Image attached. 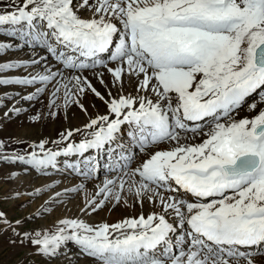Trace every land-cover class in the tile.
<instances>
[{
	"label": "snow or ice",
	"instance_id": "1",
	"mask_svg": "<svg viewBox=\"0 0 264 264\" xmlns=\"http://www.w3.org/2000/svg\"><path fill=\"white\" fill-rule=\"evenodd\" d=\"M0 36L11 38L0 40V55L29 53L0 61V88L22 90L0 92V106L15 101L4 117L41 97L49 116L69 105L87 114L79 99L87 92L106 109L23 153L0 141V163L87 180L104 156L113 161L106 168L123 174L106 177L80 212L127 204V195L157 209L111 224L63 217L19 234L0 211V225L32 255L44 264H73V257L94 264H257L259 257L264 264V107L239 117L250 96H258L250 110L264 104V0H12L0 11ZM15 70L24 74H7ZM41 118L38 111L29 117ZM83 189L80 183L45 203ZM178 232L184 242L174 241Z\"/></svg>",
	"mask_w": 264,
	"mask_h": 264
},
{
	"label": "rangeland",
	"instance_id": "2",
	"mask_svg": "<svg viewBox=\"0 0 264 264\" xmlns=\"http://www.w3.org/2000/svg\"><path fill=\"white\" fill-rule=\"evenodd\" d=\"M8 5L9 4L6 3V0H0V11L5 10ZM5 54L0 55V58L4 57ZM6 87L8 86L0 88V92L10 90ZM12 87L15 88V86ZM11 101L13 100H6L4 105L0 106V141H3L9 149H15L17 152L23 153L25 150H27V145L34 142H39L40 140H46V137L49 141H54L53 139H59L60 134L64 132L63 129H68V126H70L67 120L69 118L72 120L74 119L73 114H68L67 110L71 108V105H69L67 109H59L58 114L55 117L47 115L48 111L50 110L46 107L47 102L45 97H41L39 102H36L32 105H29L26 102H21L20 105H22V107H25L27 104L25 107L27 111H23L16 115H10L9 117H4L3 112L7 111L8 108L12 106ZM259 109L260 106H258L251 115L254 113L257 114ZM37 111L42 114V118L37 121L30 120L29 117ZM51 111H56V109H52ZM62 118H64V123L60 128L62 130L57 131V128L52 130V128L57 125V120L61 121ZM70 128L73 127L71 126ZM18 141L20 143H17ZM53 146L55 145L52 143L47 145L49 148H52ZM137 159L138 157L132 161L130 167H135L137 165ZM20 165L22 166L20 163H0V211L6 214L12 227L16 228L17 234L26 230L31 231L32 229L49 228L51 225H53L54 221L63 217H80L90 224H96L98 221V223L107 222L111 224V221L115 223L120 221V218L123 220L128 217L134 218V216H139L132 207V205L134 206L133 199L135 198L131 195H127L128 206L123 202V200H121L118 205L112 201H109L106 206L97 210L94 214L84 215L80 212V208L84 206L86 197H91L96 192L97 186L100 185L105 179L101 177L116 171H110L108 173L100 172L94 175L92 179L87 180L82 176H78L80 178H76L71 175L68 176L69 174H64L65 176H68V179H71V181L73 179L72 182H74L76 179L80 180V182L84 184V189L74 191L75 193H64V195L67 197V200H63V196H61L57 198L59 200L58 203L53 204L49 202L46 204L45 202L49 201L50 197H53L56 192H63L65 187H63V189L60 191L58 188L56 189L55 184H51L52 187L50 189L45 188L44 191L39 194L28 195V193L33 192L34 189L42 188L44 184L40 182L41 175H29V171L26 173L21 169ZM122 171L123 170H121V172ZM11 172H17L18 174L22 173L24 175V180L21 179L19 180L20 183H18L19 181L15 180L16 176H10ZM49 172L53 174V172ZM16 192L22 193V195L17 197L14 195ZM126 194L127 193H125V195ZM42 207H47L50 210L48 212H43L40 215H34ZM149 207V209L152 208V211L157 210L151 205ZM144 208L146 209V206H143L141 210ZM112 216H115L116 218ZM16 220H21L22 224L17 226L15 224ZM71 251L74 252L75 249L71 248ZM72 259L73 264H94L92 260L83 257L79 260L74 259V257ZM0 264H44V260L38 256L32 255L31 248L26 244L22 245L20 243L19 235L14 236L10 229L6 228L4 225H0ZM52 264H57V262L53 261Z\"/></svg>",
	"mask_w": 264,
	"mask_h": 264
},
{
	"label": "bare ground",
	"instance_id": "3",
	"mask_svg": "<svg viewBox=\"0 0 264 264\" xmlns=\"http://www.w3.org/2000/svg\"><path fill=\"white\" fill-rule=\"evenodd\" d=\"M12 2V0H6V3L7 4H10ZM81 15H84V13H81ZM11 38H8V37H3V36H0V40H3V41H7V40H10ZM27 58H29V53L27 52V50H24V51H17V50H11V51H9V52H6V54L4 55V57H1L0 58V61H3V60H8V59H27ZM96 71H100V72H103L104 71V69L103 68H99V69H97ZM8 75H22V74H24L23 73V71L22 70H15V71H11V72H9V73H7ZM85 75H87L88 77H89V79L91 80V82L93 83V85L97 88V90H99V91H101L102 93H104V92H106V89H105V87L104 86H102L99 82H98V80L94 77V75H93V71L92 70H89V71H87L86 73H85ZM104 79H105V82L107 83V84H111V77H110V75H108V74H105V76H104ZM7 89H10L8 92H9V94L10 95H13L16 91H22L19 87H16L15 86V88L14 87H12V86H8V87H6ZM31 90V89H30ZM126 91H128L129 89H127V87H126V89H125ZM80 102L85 106V108H87V110H88V112H87V114L85 113V112H83V111H81V109L77 106V105H71V108H69V109H67L68 110V114H73V116H74V119L72 120V119H68L67 121L69 122V125L70 126H68V129H75V128H79V127H82L83 126V124L84 123H86L87 122V120H88V118L90 117V116H92V117H94V116H96L97 114H103L105 111H106V109H105V107H104V105H103V103L102 102H100L91 92H87L85 95H83V96H81L80 98ZM253 101H258V96H256V95H253V96H251V97H249V98H247V104H250V103H252ZM13 103H15V101H11V104H13ZM247 104L241 109V111L239 112V117H245V116H248V117H251V116H254V115H256L255 113L253 114V115H251L252 114V112H254V110H250L248 107H247ZM18 106H22V105H18ZM26 106H27V104H26ZM25 106V107H26ZM258 106H260V107H264V104H258ZM24 107V108H25ZM25 113V112H24ZM72 116V117H73ZM22 117V116H21ZM23 118V117H22ZM49 118V117H48ZM57 118V117H56ZM68 118V117H67ZM66 118V119H67ZM64 121V118H62L61 119V121L60 120H57V125L55 126V127H53L52 128V130L53 129H55V128H57V131L59 130V131H61L62 129H60L61 127H62V124L64 123L63 122ZM66 121V122H67ZM84 121H86V122H84ZM62 122V123H61ZM84 122V123H83ZM83 123V124H82ZM73 127V128H70V127ZM65 130H67L66 128H65ZM65 130L63 129V131L65 132ZM56 131V130H55ZM55 133V132H54ZM56 134H57V132H56ZM122 135V137H123V133L121 134ZM81 137L80 136H75L74 137V139L75 140H79ZM123 139H124V141L127 143V137H126V135L123 137ZM46 140H47V137H46ZM53 140H55V139H53ZM56 147V145L55 146H53L52 148H55ZM160 147L161 148H164V147H166V145H160ZM94 154V153H93ZM138 157V162L137 163H139V161H140V159L142 158V156H140V155H138L137 156ZM61 159H63V158H61ZM102 159L103 160H105V161H107V162H109V163H113V161H110V160H108L106 157H102L101 156V158H100V161H99V163H104V162H101L102 161ZM16 164H18V163H16ZM106 165V164H105ZM21 166V165H20ZM24 168H25V166L24 165H22L21 166V169L22 170H24ZM100 168V166L98 167V169ZM106 168V167H105ZM18 172V171H17ZM16 172V173H17ZM51 172H53V174L52 173H50V172H48V174L47 175H41V174H39V175H41V177H40V182L41 183H43L44 185H47V184H55L56 185V189L58 188L60 191L63 189V187H65V188H69V187H74V186H76V185H78V184H80V183H82V182H80V180H78V179H76L74 182H72L73 181V179H72V181H71V179H68V176H70V174L68 175V176H65L64 175V173H58V172H56V171H51ZM105 173L104 171H103V169H102V167H101V170L99 171V172H97V173ZM122 175L123 174V171L121 172H112V173H109L108 175H106V176H102L101 178H112V177H114V176H116V175ZM29 175H32V176H35V175H37V173L35 172V171H32V170H29ZM67 175V174H66ZM28 176V175H27ZM71 176H73V175H71ZM24 175L22 174V173H17V175H16V179L15 180H21V179H23L24 180ZM74 177H76V178H80V177H78V176H74ZM12 178H14V177H12ZM10 179H11V177H10ZM35 180H36V178H35ZM9 181H12V180H9ZM14 181V180H13ZM104 181V180H103ZM102 181V182H103ZM21 182H24V181H21ZM26 182V181H25ZM101 182V183H102ZM18 183H20V181L18 182ZM18 183H16V184H18ZM97 185V184H96ZM64 188V189H65ZM50 189V188H49ZM52 190V189H51ZM50 190V191H51ZM49 191V190H48ZM85 191V190H84ZM13 192V191H12ZM71 193V192H70ZM75 193V192H74ZM77 194V193H76ZM127 195V194H126ZM129 197V196H128ZM133 197V196H132ZM63 200H67V197L65 196V195H63ZM82 199V198H81ZM84 199V198H83ZM128 199V198H127ZM134 200V199H133ZM69 201V200H68ZM73 201V200H72ZM122 204V203H121ZM151 204L150 203H148L147 201H145V203H144V205L143 206H146V209L144 208L143 210H141V208H140V205L139 204H136V203H134V206L132 205V207L134 208V211L136 212V214L138 213V215H140L141 213H143L144 215H147L148 213H150V212H152V208L151 209H149ZM127 206H128V204H127ZM152 206V205H151ZM75 207V206H74ZM66 208V207H65ZM131 208V207H130ZM74 209V208H73ZM120 211V210H119ZM133 211V212H134ZM125 212V211H124ZM129 212H130V210H129ZM122 213V212H121ZM126 213V212H125ZM134 214V213H133ZM133 214H132V216H133ZM101 215V214H100ZM116 215V214H115ZM125 216V215H124ZM112 217H115V216H112ZM111 217V218H112ZM126 217V216H125ZM135 217V216H134ZM137 217V216H136ZM110 218V219H111ZM116 218V217H115ZM123 218V217H122ZM129 218V217H128ZM132 218V217H131ZM120 220H121V218H120ZM117 221V220H116ZM99 222V221H98ZM97 222V223H98ZM96 223V224H97ZM111 223H113L112 221H111ZM95 224V223H94ZM181 232H178V233H176V234H173V239H174V241H175V239L178 237L182 242H184L185 241V239L184 238H181ZM183 246V245H182ZM186 250V249H185ZM173 251L174 252H176V253H178V251H179V249H177V248H173ZM75 259V258H74ZM256 259H257V264H261V261H260V259H259V257H256Z\"/></svg>",
	"mask_w": 264,
	"mask_h": 264
}]
</instances>
